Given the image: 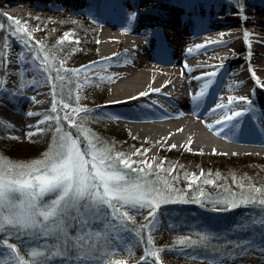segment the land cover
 <instances>
[{"label":"bare ground","instance_id":"6f19581e","mask_svg":"<svg viewBox=\"0 0 264 264\" xmlns=\"http://www.w3.org/2000/svg\"><path fill=\"white\" fill-rule=\"evenodd\" d=\"M40 1L0 0V10L8 16H25ZM53 1L51 8L64 18L86 14L102 27L98 51L74 75L79 83V104L96 106L99 101L104 110L119 116L118 130L138 140L140 151H150L153 157L157 150L177 147L203 154L264 157V2L100 0L93 9L91 0ZM172 10L182 12L180 20L165 19ZM5 52L8 60L0 90V121L12 131L31 136L48 123L41 121L51 112V94L42 76L40 84H32L36 68L25 63L30 57L19 46L10 45ZM18 70L30 76L22 92L12 85ZM213 71L217 73L214 83L197 107L192 97L199 94L207 74ZM99 76L105 77L103 95L93 87ZM90 80L95 83L91 85ZM82 94L96 98L84 101ZM230 97L235 99L228 105ZM239 97H246L251 105ZM217 103L244 113L237 118V134L228 127L221 130L216 123L220 119L213 112ZM145 158L144 153L139 161Z\"/></svg>","mask_w":264,"mask_h":264},{"label":"snow or ice","instance_id":"6c2138e0","mask_svg":"<svg viewBox=\"0 0 264 264\" xmlns=\"http://www.w3.org/2000/svg\"><path fill=\"white\" fill-rule=\"evenodd\" d=\"M8 27L12 35L23 33L19 36L27 46L32 39L26 27H21V21L8 17ZM131 19H136L132 13ZM4 24L0 23V29ZM247 35V34H246ZM64 39H68L67 36ZM63 43V41H61ZM77 43H79L77 41ZM202 47L200 45L197 46ZM34 62L40 61L32 77V84H50L52 89L51 112L46 113L44 121L54 122L49 129L52 131V140L49 149L43 153L42 158L27 163L12 162L0 156V264H127V261L114 259L122 252L132 255V248L124 242L121 233L133 232L141 241L144 240V230H148L147 246L145 247V262L147 258H156L159 264L161 250L153 245L151 232L157 228L158 213L163 205L184 204L190 199L203 206V191L195 196H189L181 189L173 187L171 180L161 173L169 169L159 165L152 179L153 165L147 161H140L144 167H133L137 161L131 155L115 151L112 144L102 140L86 127L90 118H93L89 109L80 106L81 96H73L71 91L65 95L64 88L66 76L63 73L79 75L83 70L64 68V61H57L54 54H49L45 45L34 48ZM191 53L192 49L189 48ZM3 58L0 57V60ZM24 60L23 55L20 56ZM187 68V64H185ZM55 73V75H53ZM217 73L207 74V80L198 95L192 97L193 102L206 98L208 89L214 83ZM255 77V73H253ZM87 80V77L85 78ZM105 77H100L103 81ZM109 79H111L109 77ZM4 82L0 81V85ZM93 83H95L93 81ZM25 84L23 80L20 89ZM79 88V86H78ZM0 90H3L0 88ZM146 95V93H142ZM33 99H35L33 97ZM235 98L230 97L228 105ZM250 106L251 101L246 97H239ZM73 100L75 107L72 106ZM65 109L61 116L58 109ZM217 109L221 111L217 112ZM213 112L220 116L216 121L221 130L228 127L233 135L240 129L238 117L244 115L223 103H217ZM80 113L85 115L81 116ZM75 114V119L72 118ZM29 116L33 113H29ZM107 119L116 120L119 116H107ZM68 120L71 128L84 138L87 150H82L81 140L77 135L66 129L63 121ZM235 121V122H234ZM4 122L0 121V125ZM10 127V126H9ZM219 134V133H218ZM172 147H175L173 145ZM204 173H201L203 176ZM185 179H189L186 175ZM199 178L192 175L189 188L197 183ZM203 183L214 184V180H204ZM241 191L229 192L226 197L209 199L214 205L213 211L219 210L217 206L223 205L224 210L239 207L258 208L259 214L242 217L236 224L240 230L260 229L261 251L264 252V186L256 187L249 184L247 187L237 181ZM50 197V199H45ZM122 209H127L123 210ZM147 210L146 222L140 227H130L129 222L135 224L134 216L130 211L142 214ZM75 213V215H73ZM71 221H79L81 231L75 237H69L68 226ZM96 221L102 223L98 231H92L88 226ZM84 228H88L85 232ZM196 239L191 236L181 237L176 243L189 249L207 250L211 240L218 238L200 231L195 233ZM15 238L21 242L24 252L17 243H9ZM27 238V239H25ZM51 238L52 242H49ZM44 239V243L40 241ZM254 241H249L251 245ZM237 257L247 251V246L237 241L234 245ZM171 250V249H169ZM218 255L206 258L201 264H224L225 253L221 248H216ZM207 257V251L204 252ZM195 258V257H194Z\"/></svg>","mask_w":264,"mask_h":264},{"label":"rangeland","instance_id":"374dc122","mask_svg":"<svg viewBox=\"0 0 264 264\" xmlns=\"http://www.w3.org/2000/svg\"><path fill=\"white\" fill-rule=\"evenodd\" d=\"M38 3L39 0H33ZM95 2V0H92ZM228 1L231 4L243 2L244 0H220ZM253 3L257 1L264 2V0H247ZM51 0H41L40 6L34 7L28 14L8 16L4 10H0V23L4 24V28L0 29V81L5 80L6 77V65H7V49L10 45L19 46L25 54L30 57L25 63L27 65L32 64L35 68L40 63V61L34 62L35 52L34 48H39V46L45 45L49 54H54L57 61H64L63 67L68 69H78L80 64L84 63L88 58L93 57L92 55L98 51L100 33L102 27H98L94 22L86 23V17L75 15H68L67 17L61 16V14L52 9L50 4ZM37 7V8H36ZM8 17H12L13 21L19 19L21 21V27H26L28 33H34L31 36L32 39L26 46L24 42L19 39L20 35L23 33L12 35V30L8 27ZM91 25L90 28L85 25ZM93 30H96L97 35L94 46H88V38L92 36ZM42 31V32H41ZM67 36L68 39H64ZM84 39V42L82 41ZM9 40V41H8ZM63 41V43H61ZM77 41L79 43H77ZM97 50V51H96ZM79 64V65H78ZM66 76L65 81H63L65 88V95L71 91V94L75 96L77 94L78 81L71 73H63ZM55 75V73H53ZM99 83H95L97 87L98 95H103L106 91V87L102 84L99 76ZM23 80L25 87L21 90L20 84ZM30 76L18 70L15 73L13 79V86L20 89L21 92L26 89ZM18 81V83H17ZM4 84V83H3ZM0 85V88H2ZM19 84V85H18ZM90 84L93 81L90 80ZM18 85V86H17ZM48 91L50 92L52 99V89L50 84H47ZM16 98L19 97V93H15ZM95 96H89V94H82V100L95 99ZM52 103V100H50ZM96 106L91 105H80L84 108L90 110L93 118H90L86 124V127L95 133L102 140L112 144L115 151L123 152L125 154L131 155L133 152H139V155H131V159L137 161L133 167H144L140 164L139 157L144 153L146 158L144 161L153 165V175L152 179H155V172L159 171V165L164 168L169 169L166 173H161L172 181L173 187L183 190L185 193L195 195L194 190L189 188V182L194 174L198 177L197 183L202 178L201 173L203 169L201 168V161L206 163L207 174L204 180H214V184L202 183L200 187H208L209 195L207 198L203 199V206L195 201H190L184 204H167L163 205L158 213V224L157 229L151 232L153 237V245L155 248L167 251H161L159 255V264H201L206 258H211L214 255H218L217 252L210 247L207 250L204 249H189L178 245L176 241L181 237L191 236L196 239L195 233L203 231L210 234L213 237H218L211 240V245L214 242H223L230 239L235 233L241 231L236 227L237 222L242 217H250L253 215H258L259 209L239 207L236 209L224 210L223 205L217 206L219 210L213 211L214 205L208 202L209 199L223 198L228 195L229 192L239 193L241 191L237 184V181L242 182L245 187L249 184H253L256 187L264 186V157L260 156H239V155H229L226 153L213 152L203 154L200 152L190 151L183 148H168L162 151H155L153 157L150 156V151H140V145L138 140H134L127 133L118 130L119 126L116 120H111L101 116V113L105 116H110V114L102 108L99 101H95ZM72 106H77L75 102H72ZM60 115L63 116L65 109H58ZM101 112V113H100ZM81 116L85 115L80 113ZM72 118L75 119V114H72ZM54 122H48L46 125H41L35 129V133L32 135H22L16 131H12L5 123L0 125V156L17 163H27L36 159H40L43 156L51 144L52 131L49 129L52 127ZM66 129L71 130L74 135H77L78 139H82L84 145L81 144L82 150H87V143L82 136L76 133L74 128H71V124L68 120L62 122ZM81 141V142H82ZM39 146V147H38ZM37 147V148H36ZM194 159L199 160L198 166L194 169L195 163ZM188 176L187 187L184 188L185 176ZM199 187V189H201ZM190 196V194H189ZM45 199H50V197H45ZM127 210V209H122ZM257 212V213H255ZM130 215L134 216L135 224L129 222L130 227H140L146 220L145 217L148 216L147 210H143L142 214H137L134 211H130ZM75 215V213H73ZM102 227L100 221H96L88 226L92 231H98ZM88 228H84L83 231H87ZM253 232L249 241H254L255 243L249 245L243 242L242 244L247 246V251L241 253L237 257L236 252L239 249L234 250L230 247V244H217V248L224 250V264H258L260 261L264 260V252L261 251L260 241L261 234L258 226L251 229ZM81 231V226L79 221H71L68 226L69 237H75L77 233ZM243 232V230H242ZM238 234H242L239 232ZM124 237V242L132 248V255L129 256L127 252H122L117 255L114 259L127 261V264H146L145 262V247L147 246V235L148 230H144V240L141 241L133 232L121 233ZM260 236V237H259ZM4 239L0 236V241ZM27 239V238H25ZM218 239H221L218 241ZM49 242H52L51 238H48ZM223 240V241H222ZM9 243H17L18 247L21 248V252H24V248L21 242L17 241L15 238L9 239ZM44 243V239L40 241ZM230 247V248H228ZM171 249V250H169ZM207 251V257L204 252ZM195 257V258H194ZM3 257L0 256V259ZM138 262V263H137ZM58 264V262H57ZM147 264H156V258L148 257Z\"/></svg>","mask_w":264,"mask_h":264},{"label":"trees","instance_id":"16d2710c","mask_svg":"<svg viewBox=\"0 0 264 264\" xmlns=\"http://www.w3.org/2000/svg\"><path fill=\"white\" fill-rule=\"evenodd\" d=\"M2 23V22H1ZM86 27H89L90 28V26L91 25H85ZM97 35V32H96V30H93V33H92V36L90 37V38H88L87 37V39H88V46H89V48L91 47V45L92 46H94V43H95V41H96V36ZM83 42H84V39L82 40ZM2 57V56H1ZM3 58V57H2ZM3 60V59H2ZM1 60V61H2ZM39 147V146H38ZM37 148V147H36ZM199 160H197V159H194V163H195V167H194V169L198 166L197 164L199 163L198 162ZM197 165V166H196ZM201 168L203 169V172L202 173H204V175L202 176V178L199 180V183H196V185L195 186H193V190H194V192H195V195H197L200 191H203V193L205 194L204 195V197L202 198V199H205V198H207L208 197V195H209V190H211V189H209L208 187L206 188V187H200L201 186V184L203 183V181H204V178H205V176H206V174H207V166H206V163H204V162H202L201 161ZM184 188H186L187 187V185H188V183H187V180H185V183H184ZM198 185H200V186H198ZM199 187L201 188V189H199ZM190 194V196H195V195H192L191 193H189ZM254 209H258V208H254ZM255 213H257V212H255ZM259 213V212H258ZM239 232H241L242 234L240 235V234H238ZM238 233H235V235H233L230 239H228L227 241H223V242H214V244L212 245V249H216L217 247V244H223L224 246L226 245V244H230V247L232 246L233 247V245H231L232 243L234 244V242H235V240H236V242L237 241H239V242H241V243H245L246 244V242H248V240H247V238H250L251 236H252V230L251 229H245V230H243V232H242V230L241 231H239ZM260 237V236H259ZM261 238V237H260ZM221 239H218V241H220ZM227 246V245H226ZM230 247H228V248H230ZM231 247V248H232ZM234 248V247H233ZM200 248H198V250H199ZM210 250V249H209ZM234 250H235V248H234Z\"/></svg>","mask_w":264,"mask_h":264}]
</instances>
